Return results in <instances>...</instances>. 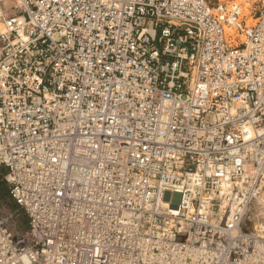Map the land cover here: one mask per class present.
I'll use <instances>...</instances> for the list:
<instances>
[{
    "label": "built area",
    "instance_id": "obj_1",
    "mask_svg": "<svg viewBox=\"0 0 264 264\" xmlns=\"http://www.w3.org/2000/svg\"><path fill=\"white\" fill-rule=\"evenodd\" d=\"M15 8L0 33V166L27 221L20 233L0 216V264L254 253L241 223L264 177V131L245 127L264 130V0Z\"/></svg>",
    "mask_w": 264,
    "mask_h": 264
},
{
    "label": "bare ground",
    "instance_id": "obj_2",
    "mask_svg": "<svg viewBox=\"0 0 264 264\" xmlns=\"http://www.w3.org/2000/svg\"><path fill=\"white\" fill-rule=\"evenodd\" d=\"M11 3H14L13 8H12V12L14 13V12H16L15 7H17V5L19 4V0H0V33L4 32L6 29L5 18L7 15H5L4 13H7L10 15L11 12H6V11L11 7ZM17 17H21V16L19 14H17ZM20 20H22V18ZM245 127L250 131V133H252V135L257 133V132L261 133L264 131L263 129H260V128L255 129L251 125L245 126ZM167 196L168 195H165L164 198H166ZM255 197L256 198H254L253 202L250 205V208L248 209L247 214L244 217V221H242V223L240 222L242 224L241 233L245 234L244 232L247 231V232H250L251 234H253V236H251V237H253V239H254L253 241L256 242L255 252L249 256L248 254L246 255L245 251H243V255L244 256L246 255L245 258L243 257L242 259L235 262L234 264H257V260L255 258H253L252 256L259 255L261 253L258 251H260V249L262 248V244H260V243L262 241H264V235H263L264 234V177L260 180V183H259L258 188L256 190V196ZM209 205H210V203H209ZM213 207L217 208V206H213ZM232 211H233V209H232ZM232 211L226 212V222L228 224H232V226H233L235 223V220H234L235 216H234V213ZM249 213L251 215L250 217L254 219V221H253L254 222V228L262 231L263 232L262 235H260L259 233L258 234L255 233L256 232L255 230H254L255 232H251V231H248L247 229H245V222H246V218L248 217ZM4 219L7 222V219L6 218H4ZM237 225H238V222H237ZM20 233H25V231L20 232Z\"/></svg>",
    "mask_w": 264,
    "mask_h": 264
},
{
    "label": "rangeland",
    "instance_id": "obj_3",
    "mask_svg": "<svg viewBox=\"0 0 264 264\" xmlns=\"http://www.w3.org/2000/svg\"><path fill=\"white\" fill-rule=\"evenodd\" d=\"M13 4L11 3V7L6 12H11L12 14V8ZM5 15H9L7 13H4ZM5 173V168L0 166V215L3 218L7 219V223L10 228L14 231H26V215L24 214L23 210L18 207L12 200L9 194L8 187L4 181L3 175ZM250 213L248 214V217L246 218L245 222V229L251 232L259 233L260 235L263 234L262 231L259 229L254 228V219L250 217ZM251 218V219H250ZM255 230V231H254ZM262 232V233H261ZM264 235V234H263Z\"/></svg>",
    "mask_w": 264,
    "mask_h": 264
}]
</instances>
